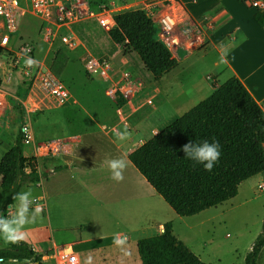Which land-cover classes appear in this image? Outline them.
I'll use <instances>...</instances> for the list:
<instances>
[{"label": "rangeland", "instance_id": "1", "mask_svg": "<svg viewBox=\"0 0 264 264\" xmlns=\"http://www.w3.org/2000/svg\"><path fill=\"white\" fill-rule=\"evenodd\" d=\"M72 1L78 5L82 17L80 23L72 26L73 48L65 46L62 39L56 36V28L44 25L33 16H27L11 39L9 51L0 53V87L7 94L12 107V110H7L0 117V158L11 148L19 130L24 125H30L34 142L26 144L25 154L29 159L36 161L40 172L49 173L52 168L69 170L67 168L78 161L79 156H86L96 164V172L87 180L93 186L102 188L111 179L106 161L122 158L112 150L104 136L116 137L117 132H126L136 137V143L144 140L159 128L162 115L172 110L178 89L174 86L176 80H171L172 76H169L164 81L166 85L163 95L157 97L155 89L164 83L155 80L144 69L139 58L131 56L130 61L137 73L134 76L141 81L143 90L134 98L127 99L128 105L123 113L128 119L129 128L124 127L116 113L119 98L108 97L102 86L85 70L91 58L112 63L115 62L113 56L119 53V48L106 36L107 32L89 15L97 13L102 7L113 14L138 9L134 6L135 0H87V3L85 0ZM82 29L88 33L85 34ZM47 33L53 34L49 43L45 41ZM93 35L100 39L96 38L98 43L97 40L96 43L91 41ZM27 44L34 47V68L25 67L26 63L19 56ZM59 49H63L72 57V63L60 80L70 93L67 107L51 106L28 119L21 110L20 100L24 99L33 84L39 81L42 73L49 69L54 53ZM115 67L120 69V64L115 63ZM189 78L186 77L180 82L188 84ZM150 100L154 104L153 107L148 105ZM164 102L165 105L160 108ZM157 109H159L157 113L143 121L139 133L132 131L135 129L136 121L144 119L152 110ZM68 110H74L79 117L73 129L66 123L64 117ZM86 133L92 134L84 135L83 140L79 142V135ZM72 168L75 171L64 170L54 175L46 186L44 180L40 185L22 189L31 190L33 200L42 196L46 200L47 211L40 212L35 223L26 226L25 232L28 233H25L24 239L31 245L42 244L43 247L49 245L43 248V253L39 255L41 257L51 254L53 242L58 246H74V250L77 251L75 244L79 241V231L90 238H95L107 230V223L103 222L96 211L88 210L86 206L79 209V201H86L79 191V185L82 182L86 183L85 179L88 177L79 176V169ZM260 185L264 186V176L262 181L253 180L244 184L240 197L234 203H225L222 208L211 210L207 214H202L203 216L180 218V221L185 222L176 224L177 236L184 237L185 241L199 253L205 264H245V255L253 240L255 242L262 231L264 221V193L259 191ZM105 198L103 191L95 192L97 202H104ZM32 205L30 211L33 210ZM207 217H212L213 221L201 226L200 222ZM136 256L140 262L138 253ZM261 264H264V257Z\"/></svg>", "mask_w": 264, "mask_h": 264}, {"label": "trees", "instance_id": "2", "mask_svg": "<svg viewBox=\"0 0 264 264\" xmlns=\"http://www.w3.org/2000/svg\"><path fill=\"white\" fill-rule=\"evenodd\" d=\"M114 20L116 28L108 32L111 41L122 46L125 55H138L155 80L160 81L176 68V59L158 40V27L145 12L123 10L114 14ZM255 20L264 27V13L258 11ZM69 61L63 49L56 51L51 74L61 80ZM127 104L123 98L117 101L118 107ZM76 115L74 110L64 113L72 129L79 119ZM190 141L219 143L221 156L211 172L185 159L182 148ZM25 149V137L20 129L14 145L0 163V212L5 214L14 202V195L24 186H37L50 178V173L40 172L36 161L26 157ZM129 161L179 217L197 216L235 199L242 183L258 175L264 176V111L243 83L231 78L134 151ZM63 170L65 168H56L54 173ZM263 249L264 221L245 264H257ZM138 252L142 264H205L174 236L172 223L165 224L162 235L140 240ZM26 257L32 259V264L42 262V257L24 243L19 248L11 245L0 249L3 262Z\"/></svg>", "mask_w": 264, "mask_h": 264}, {"label": "crops", "instance_id": "3", "mask_svg": "<svg viewBox=\"0 0 264 264\" xmlns=\"http://www.w3.org/2000/svg\"><path fill=\"white\" fill-rule=\"evenodd\" d=\"M138 1L140 0H135V2ZM179 1L189 16V19L199 23L203 19L209 18L213 22L214 29L208 31L206 34L207 44L203 49L192 53L184 51L180 53L179 51L177 56L171 51L177 61V66L160 80V83H164L165 78L169 76H172L171 80H176L174 86L178 89V93L176 95V103L172 105V110H169L171 113L167 112L163 114L160 125L158 126L159 128L139 143H136V137L134 135L128 134L127 138L123 141L119 140L117 136H104L108 140V143H110L112 150H115L126 160L127 166L123 171L124 179L122 181L116 182L110 179L106 186L102 188L90 184L87 179L92 178V175L96 172V164L85 156L87 154L84 155L85 157L79 156V160L67 168L75 171L72 167L77 168V166H81L84 169L79 170V176L88 178L85 179L86 183L82 182L79 185V191L86 198V201H79V209L80 207L86 206L88 210L96 211L102 217L103 222L107 223V230L95 238H90L79 231V241L75 244L77 251L74 250V246H58L53 242L50 249L51 254L42 257L41 264H57V261L53 258L55 247L69 249L74 252L79 258V264H142L138 252V242L143 239L162 235L164 226L167 223L173 224V234L177 239L182 241L187 247L189 246L192 252L194 251L196 253L193 252L196 256L199 254L190 246L189 242L185 241L184 237L181 235L177 236L176 234V224L185 221H180L181 217L174 212L164 199L151 187L147 180L135 169L129 161V156L160 133L165 127L209 98L221 85L231 78L239 79L264 111V27L259 26L255 20L257 11L251 9L247 3H244V1L247 2L248 0H242L243 2L239 0ZM85 2L87 3V0ZM82 30L85 31V34L88 33L87 30ZM106 32V36L109 37L108 31ZM96 38L93 35L91 41L96 43L97 39L100 40ZM115 46L119 48V53L113 56L115 62L112 63L114 65L115 63H119L120 69L119 67L118 69L120 71L136 75L137 73L130 59L131 56L139 58L138 55L135 53L125 55L122 46ZM71 58L66 70L69 68L70 63H72ZM52 60L49 70L52 65ZM186 77H190L188 84H182L180 81L186 79ZM165 85L164 83L155 89L157 97L163 95ZM164 105L165 102L161 104L160 108ZM158 111L159 109L152 110L144 119L136 121L134 124L135 129L132 131L139 133L143 121ZM87 134L92 133L79 135V142ZM13 145L14 143L12 142L11 148ZM4 155L1 156L0 163ZM53 155L55 156V154ZM54 170V168L50 169V178L57 174L54 173ZM262 179L263 175H258L242 183L239 187L238 196L228 202L234 203L240 197L241 188L244 184L253 180L262 181ZM49 181H46L44 185L46 186ZM1 183L2 179L0 180V190ZM98 190L105 193L106 200L104 202L99 203L96 201L95 192ZM224 204L211 210H216L219 207L222 208ZM211 210L199 215L207 214ZM212 221V217H207L200 222V225H206ZM117 233L121 234L122 237H126L125 244L119 247L113 243L114 236ZM21 243L28 245L38 256L49 246L45 245L43 247L42 244H40L41 246L39 244L31 245L25 240L21 241ZM252 245L246 253L245 258L251 251ZM137 253L140 262L136 256ZM198 257L201 259L199 255ZM263 257L264 249L259 256L257 264H261ZM21 264L23 263L21 262Z\"/></svg>", "mask_w": 264, "mask_h": 264}, {"label": "built area", "instance_id": "4", "mask_svg": "<svg viewBox=\"0 0 264 264\" xmlns=\"http://www.w3.org/2000/svg\"><path fill=\"white\" fill-rule=\"evenodd\" d=\"M247 5L257 12L264 13V0H248ZM134 6L145 12L158 27V40L163 43L176 56L178 51L188 53L203 49L207 44L206 34L214 29L213 22L209 18L196 23L189 19L179 0H140ZM88 15V13H86ZM27 16H33L51 28H56V36L62 39L65 46L74 47V39L71 36L72 26L81 22L79 7L72 0H0V52L9 51L11 39L17 33L22 21ZM90 18L98 21L100 27L105 31L116 28L114 14L105 7L99 9L95 14H90ZM52 33L45 35V41L49 43ZM23 61L34 57V47L27 44L22 48L19 55ZM27 68H34L35 65ZM86 72L95 79L111 99L123 98L126 101L143 90L141 81L133 74L120 71L113 63L102 59L91 58L85 66ZM120 76L118 77V74ZM70 100V93L62 82L56 79L47 69L42 73L39 81H36L24 99L20 100V107L24 115L30 119L49 109L65 107ZM150 107L154 104L152 100L148 102ZM124 107H118L117 116L121 124L129 128V122L124 115ZM7 110H12L7 99V94L0 87V117ZM106 129V127H104ZM25 137V144L34 142V134L30 125H24L21 129ZM52 152V151H51ZM54 154V153H53ZM260 192L264 193V186H258ZM13 203V202H12ZM33 208L39 206L40 212L46 210V200L39 197L33 200ZM10 219V217H9ZM22 245H13L19 248ZM53 258L57 264H79L78 256L71 250L54 248ZM24 259L18 260L23 263ZM33 263V262H32Z\"/></svg>", "mask_w": 264, "mask_h": 264}, {"label": "clouds", "instance_id": "5", "mask_svg": "<svg viewBox=\"0 0 264 264\" xmlns=\"http://www.w3.org/2000/svg\"><path fill=\"white\" fill-rule=\"evenodd\" d=\"M26 63L31 66L35 63L34 60L29 58ZM126 132H117L116 136L119 140L123 141L127 138ZM182 151L185 154V159L195 161L198 165H203L204 170L211 172L214 166L220 159L221 148L218 142L203 141L200 143H193L190 141L183 146ZM107 167L111 172V179L120 182L124 179L123 171L126 168V160L111 159L106 161ZM13 203L9 206L7 214L0 212V248H5L11 245H19L25 239L26 226L35 223L41 208L36 206L30 211V205L33 203V193L31 190L21 191L14 195ZM9 217L11 219H9ZM126 237H122L117 233L114 236L113 243L116 246L125 244ZM0 264H3L0 259ZM8 264H21L15 258H10ZM23 264H32V259L26 257Z\"/></svg>", "mask_w": 264, "mask_h": 264}, {"label": "water", "instance_id": "6", "mask_svg": "<svg viewBox=\"0 0 264 264\" xmlns=\"http://www.w3.org/2000/svg\"><path fill=\"white\" fill-rule=\"evenodd\" d=\"M77 168H78L79 170H84L81 166H77ZM22 261H24V260H22Z\"/></svg>", "mask_w": 264, "mask_h": 264}]
</instances>
